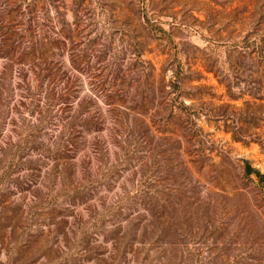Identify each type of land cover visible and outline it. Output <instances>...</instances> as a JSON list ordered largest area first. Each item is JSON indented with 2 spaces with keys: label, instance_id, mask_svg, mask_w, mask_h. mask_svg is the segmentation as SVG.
Masks as SVG:
<instances>
[{
  "label": "rangeland",
  "instance_id": "obj_1",
  "mask_svg": "<svg viewBox=\"0 0 264 264\" xmlns=\"http://www.w3.org/2000/svg\"><path fill=\"white\" fill-rule=\"evenodd\" d=\"M261 80L264 0H0V264H264Z\"/></svg>",
  "mask_w": 264,
  "mask_h": 264
},
{
  "label": "trees",
  "instance_id": "obj_2",
  "mask_svg": "<svg viewBox=\"0 0 264 264\" xmlns=\"http://www.w3.org/2000/svg\"><path fill=\"white\" fill-rule=\"evenodd\" d=\"M261 84L263 85L264 81L261 80L259 82V85ZM260 89H263V88H260ZM254 99L256 100L255 102H249L247 104L249 105L250 108L251 107L254 108V106L261 105L264 101V95L254 96ZM241 122L243 125L241 126L240 131L238 133L237 132L233 133L234 138H236L237 140L243 141L242 136L255 135L254 138H251V141H255L260 146L264 147V137L259 138L257 136L259 134L257 130L264 125V113L262 114V112L257 111L256 109L254 111H248V116L244 115L241 118ZM246 171L248 174H255L258 178H264V174H262L260 170L250 166V164L246 166Z\"/></svg>",
  "mask_w": 264,
  "mask_h": 264
}]
</instances>
